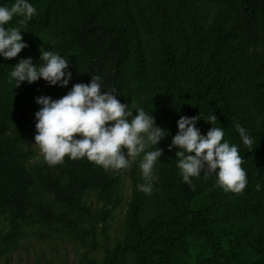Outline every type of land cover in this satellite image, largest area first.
<instances>
[{
  "label": "trees",
  "instance_id": "obj_1",
  "mask_svg": "<svg viewBox=\"0 0 264 264\" xmlns=\"http://www.w3.org/2000/svg\"><path fill=\"white\" fill-rule=\"evenodd\" d=\"M223 1L228 7L224 16L228 26L218 31L217 46L226 48L228 44L246 42L264 48V0ZM14 2L0 0L8 7ZM29 2L36 7L37 14L22 26V36L28 46L17 57L7 60L0 57V207L16 213H25L30 205L28 188L32 175L24 167L23 154L16 143L25 137L34 140V114L40 108L35 98L40 95L60 98L73 84L88 83L91 75H99L103 89L115 88L117 99L125 103L132 93L126 78L127 64L136 60L139 72L145 73L141 33L133 18L116 24L106 4L92 5L91 0ZM21 19L15 15L6 27H20ZM41 49H50L69 60L72 79L67 87L51 86L43 78L15 87V81L9 79L14 64L20 59L31 57L34 64L38 63ZM164 50L165 56L156 72L159 107L153 114L155 123L167 131L164 139L171 143L182 115L197 116L196 127L202 134L212 126L223 128V139L238 147L248 183L242 192L225 191L217 186L215 173L205 178L203 172L199 178H192V185L184 183L177 167V148L173 147L170 157L178 196L153 232L151 263L264 264V154L254 141L251 149L245 146L236 131L235 125L240 124L252 138V117L237 106L238 93L230 86L232 79L225 78L231 72L220 60L212 59L206 78L191 59L180 61L170 47ZM251 70L257 77V88L264 93V50L255 54ZM214 114L217 119L213 125L204 120ZM66 158L72 175L68 190L62 188L57 176L61 165L48 163L38 171L44 190L69 206L75 204V195L82 185L110 198L114 175L101 171L87 158ZM257 184L261 185L259 191ZM140 207L139 203L134 206L129 221L141 243L143 231L137 220ZM41 211L54 216L46 208ZM108 264H116L115 259L111 258Z\"/></svg>",
  "mask_w": 264,
  "mask_h": 264
},
{
  "label": "rangeland",
  "instance_id": "obj_2",
  "mask_svg": "<svg viewBox=\"0 0 264 264\" xmlns=\"http://www.w3.org/2000/svg\"><path fill=\"white\" fill-rule=\"evenodd\" d=\"M102 3L114 16V23L122 24L133 18L141 33L145 73L139 72L136 60L127 64L126 78L132 93L125 104L142 107L152 116L157 112L156 72L166 47L180 61L191 59L206 78L209 62L218 59L231 72L225 78L232 79L230 86L238 93L237 106L252 117V139L264 154V93L257 88V77L251 70L252 59L264 48L246 42L228 44L226 48L217 46L218 31L228 26L224 17L228 7L223 0H91L92 5ZM34 143L29 137L16 143L23 154L22 163L32 175L28 188L30 205L25 213L0 207V264H85L89 261L108 264L111 258L116 264H152L153 232L178 196L169 142L163 137L157 145L163 149V155L154 165L156 179L150 195L137 188L138 184L145 183L139 168L141 154L129 168L119 171L96 165L114 175L110 198L82 185L71 206L58 202L41 185L38 171L47 162ZM147 150H155V146ZM60 165L57 176L67 191L72 175L66 156ZM138 203L141 207L137 220L143 231L141 243L129 221ZM41 208L50 210L54 216H47ZM188 257L192 261L190 253Z\"/></svg>",
  "mask_w": 264,
  "mask_h": 264
},
{
  "label": "clouds",
  "instance_id": "obj_3",
  "mask_svg": "<svg viewBox=\"0 0 264 264\" xmlns=\"http://www.w3.org/2000/svg\"><path fill=\"white\" fill-rule=\"evenodd\" d=\"M36 14L37 9L29 0H15L11 7L0 3V57L6 60L17 57L28 46L22 26ZM15 15L22 17L21 26L6 27ZM40 78L51 86L67 87L72 79L69 60L50 49H41L38 63L34 64L31 57L22 58L9 74L15 87ZM35 102L40 108L34 114V144L49 165L63 163L68 156L73 160L87 158L105 170L119 171L129 168L143 154L139 168L145 183L137 188L151 194L156 179L154 165L163 155V149L157 145L167 131L155 123L150 113L142 107L121 103L115 88L103 89L99 75H91L88 83L73 84L60 98L40 95ZM216 119L215 114L204 118L212 125ZM198 120L197 116H180L178 131L168 146L169 150L177 148L175 156L183 182L192 185V178H199L201 172L205 178L215 173L217 186L225 191L242 192L248 181L238 147L223 139L225 132L221 127L212 126L202 134L196 127ZM235 127L242 143L251 149L253 139L248 130L240 124ZM153 145L155 150H147ZM256 189L259 191L261 185L257 184Z\"/></svg>",
  "mask_w": 264,
  "mask_h": 264
}]
</instances>
